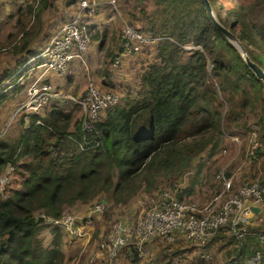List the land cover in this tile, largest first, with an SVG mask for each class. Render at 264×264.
Listing matches in <instances>:
<instances>
[{
	"label": "trees",
	"instance_id": "1",
	"mask_svg": "<svg viewBox=\"0 0 264 264\" xmlns=\"http://www.w3.org/2000/svg\"><path fill=\"white\" fill-rule=\"evenodd\" d=\"M196 1L198 11L190 10L194 0H152L155 9L149 15L138 8L151 29V18L160 15L159 29L165 34H170L167 26L172 18L187 21L192 26L190 42L199 41L201 49L195 47L183 56L175 42L158 46L156 61L139 75L136 92L131 95L122 88L125 94H121L117 104L102 111L91 130L83 129L73 110L57 101L37 114H29L25 120L21 114L14 134L0 132V171L10 163L19 177V188L9 190L7 198H0V264H62L64 255L59 240L63 229L48 226L52 239L49 246H43L40 231L45 225L36 213L58 218L65 208L75 203L89 204L98 200L100 194L107 195L113 205L126 204L140 191L151 194L162 181L172 186L190 170L194 158L211 156L224 135H234L233 127L248 129L246 122L239 120L243 113H252L254 107L258 109L253 116L260 148L255 147L249 155L262 157L264 164L261 84L209 23L200 0ZM258 3L255 0L252 5L243 6L239 2L234 9L221 12L220 4L211 0L220 22L264 69V23L255 24L251 15ZM49 4L50 0H29L24 13L18 12L14 33L0 40V51L10 47L13 53H31L30 41L39 32L42 12ZM178 5L187 8L183 14ZM202 17L207 24H200ZM88 36L96 39L95 34ZM205 51L217 88L204 81ZM112 58H106L105 69ZM105 71H101L107 77L104 84L112 86ZM10 76L7 72L6 77ZM217 91L227 96L224 110ZM5 95L0 94V102ZM83 140H91V147L79 148ZM202 166H196L194 176ZM259 182L264 187V175ZM180 192L176 197H180ZM236 241L234 258H244L254 248L249 250L248 238ZM162 249H167L166 262L179 251L169 249L168 244ZM122 252L126 253L128 264L141 262L132 249L124 248Z\"/></svg>",
	"mask_w": 264,
	"mask_h": 264
},
{
	"label": "rangeland",
	"instance_id": "2",
	"mask_svg": "<svg viewBox=\"0 0 264 264\" xmlns=\"http://www.w3.org/2000/svg\"><path fill=\"white\" fill-rule=\"evenodd\" d=\"M69 1L70 3H68ZM79 1L80 0H50L49 6L43 10L41 15V28L37 35L30 41L31 53H19L17 51L13 53L10 47L0 51V94H6L5 98L0 102V132L3 131L8 135H12L16 132L17 120L22 113L18 114V112H15V109L25 99L26 88L31 79L34 78L33 76L26 78L25 74L23 75L17 72V68L21 65L25 57L31 55L38 47L42 46L44 42L56 32L57 27L75 13ZM109 1L110 0H96V12L87 19L88 34H95L96 39L91 40L88 36L86 49H84L79 57H74L67 61V68L62 77H55L52 75L53 73H51L53 71H50L49 75H46L45 82L50 84L53 94L64 98L57 99L52 97L43 105V109L48 108L50 103L53 102L52 104H54L59 101L58 103L60 104L61 102L66 109H72L75 117L83 119L84 113L82 108L67 99L69 97H78L83 92L88 81L92 82L99 89L110 88V90H113L116 88H127L132 95L138 89L139 75L141 72L148 64L156 61L157 55L155 54H157L158 46L167 42H175L176 45L181 47L180 53L183 56H186L195 47L201 49L199 45L201 43H199V41L196 43L190 42L192 41V26L188 24L187 21H183V19L172 18L170 20L167 26L170 34H165L159 29V22L161 20L160 15L151 18V20L154 21V25L152 29L148 28L147 19L139 13L138 8L141 7L143 9L145 12L144 15L151 14L155 9L152 0H141L139 3H137V0ZM194 1L195 2L190 6V10L198 11L200 6L196 0ZM253 1L255 0H215V4H220V10L223 12L230 8L234 9L239 2L242 3L243 6H246L252 5ZM27 3H29V0L1 1L0 40H4L7 36L14 33V24L18 12L24 13V6ZM177 9L181 10L183 14L187 8H184L183 5H178ZM213 10L216 13L214 6ZM251 15L255 24L264 23V0H259L258 5L252 9ZM221 17L227 19L225 16ZM122 20L130 23L143 33L149 34V36L158 37V39L155 40L154 44H151L149 48L143 47L137 54L125 56L123 58L120 57L118 59L120 62L115 68H112V61H110L109 67L107 66V69H105L106 65H104V62L106 58L111 56L114 57L118 50L119 30ZM200 24H207L203 17ZM17 42L19 43V40ZM108 52H110L109 55ZM205 56L206 75L204 76V81L208 86H210V83L213 84L215 88V78L211 74L212 65L209 62V54L207 51H205ZM118 68L119 71L117 73H119L120 79L112 75L114 74L112 70ZM105 70H107V72ZM101 71H105L106 74H108V78L112 80V86L104 84L107 81V77L105 74H101ZM7 72L11 74L8 78L6 77ZM15 74H18V76L16 77ZM16 79L17 82H15ZM121 92L125 94V91L121 90ZM217 98L222 103L221 110H224L226 108L227 96L217 91ZM245 110H247V108ZM256 111H258V109L254 107L252 113H243V119L239 120V122L244 120L246 125H248V129L244 130V128L239 126L233 127L232 130L235 131L234 135H224L222 144L218 149H215L211 156L202 154L194 158L190 170L182 174L172 186L162 181L151 194L140 191L131 197L126 204L117 203L113 205L110 201L108 202L107 195L105 194H100L98 200L89 203L88 205L91 204V207H93L94 204L100 202V199L103 203V208L99 214H94L97 218H88L90 220L89 226L91 227L89 231H92V233L86 245L82 247V249H84L82 251V257L87 259V251L89 252L92 250V244L96 248L98 239L108 233L109 226L112 222L134 221L140 215V212L149 208L163 192H166L173 198L179 199L180 202L189 204L195 203L202 207L221 191V183L218 179L220 173L225 176V172L228 171V175L225 177L231 179V190L233 191L241 184L253 181L259 182L260 177L264 175L263 158H252L249 155V153L254 150L255 146L260 148L259 142L255 139L256 128L254 126L255 117L253 114ZM253 140L256 143L255 146L252 144ZM263 149L264 148L261 150ZM201 163L203 164L202 168L199 170V173L194 176L193 173L196 170V166ZM192 178L193 183L190 185ZM16 185H19L18 176L11 184L9 190L15 189ZM185 188L190 190L185 192ZM179 190H182V192H180L181 195L178 198L176 196ZM223 198H225V193L221 195V199ZM86 205L87 204L75 203L73 206L65 208L63 213L70 214L73 217L72 210L75 214L77 211L81 215L86 214L88 208L82 207ZM259 207V214L264 217V196ZM79 213L77 216H79ZM259 227H264V220ZM218 232H221L217 235L219 237H214ZM216 233L210 238L211 241L209 240V243L203 248H197L182 239H177L175 243L172 244L178 246L169 245L171 243L150 241L149 243L151 244L148 245L147 257L145 256L146 258H144L145 261L136 257L138 261H141L138 262V264H242L249 254L244 258H242V256L234 258L232 249L238 242L233 239V236H230L226 232L225 228H220ZM245 238L250 240L251 246H248L250 250L255 244V239L254 237ZM165 244H168L169 249L177 248L179 250L177 254L170 257L168 262L164 261L167 249L163 250L162 247L165 246ZM71 247H73L71 250L74 251L78 245L76 246L73 244ZM124 248L132 249L129 244L123 246L119 251L120 255L119 258H117L116 264H128L126 253L122 252ZM200 249L207 253V258H200ZM80 256L81 255L78 254L74 258L71 257L72 260H70L69 263L71 264L72 261H79L82 259L79 258ZM98 261L99 264H104L101 258L98 259Z\"/></svg>",
	"mask_w": 264,
	"mask_h": 264
},
{
	"label": "built area",
	"instance_id": "3",
	"mask_svg": "<svg viewBox=\"0 0 264 264\" xmlns=\"http://www.w3.org/2000/svg\"><path fill=\"white\" fill-rule=\"evenodd\" d=\"M95 6L96 0H80L75 13L59 25L56 32L42 46L24 58L17 70L18 73L25 74L26 78L34 77L26 88L25 99L15 109V112L22 113L24 120L29 114L41 112L43 105L52 97L64 98L53 94L50 84L45 82L46 74L53 71L56 76L62 77L67 68V61L79 57L86 49L89 35L87 19L96 12ZM157 39L158 37L149 36L122 20L118 50L111 62L112 68L118 66L120 57L137 54L143 47L149 48ZM67 100L82 108L84 113L81 119L82 128L91 130L92 124L99 119L101 112L119 102L120 94L115 90L99 89L88 81L78 97H69ZM90 142L91 140H83V144L78 146L81 149L89 148ZM252 144L256 145L254 140ZM16 178L13 165L7 163L0 171L1 199L7 198L9 188ZM218 179L221 191L202 207L195 203L180 202L179 199L163 192L149 208L142 210L134 221L112 222L108 233L98 239L96 246V250L103 254L104 264H116L120 249L128 244L131 245L135 256L142 260L147 256L150 241L172 244L177 239H182L190 245L203 248L220 228H225L235 240L254 237V248L242 264H264V227H259L264 220L259 214L264 187L260 182L253 181L241 184L233 191L229 177L220 173ZM15 188H19V185ZM223 193L225 198L221 199ZM252 206L258 207V211L253 212ZM102 208L103 203L97 202L92 209L101 212ZM36 218L47 226L61 227L72 237L83 235L80 225L70 214L51 218L36 213ZM199 251L201 259L208 257L205 251L201 249Z\"/></svg>",
	"mask_w": 264,
	"mask_h": 264
},
{
	"label": "crops",
	"instance_id": "4",
	"mask_svg": "<svg viewBox=\"0 0 264 264\" xmlns=\"http://www.w3.org/2000/svg\"><path fill=\"white\" fill-rule=\"evenodd\" d=\"M126 56H129V55H126ZM123 57H125V56H122V58ZM108 67H109V65H108ZM18 68H17V70H18ZM112 71L114 73V74H112L113 77H115L117 79H120L119 73H117L119 71V68L116 69V70H112ZM46 75H49V72H47ZM52 75L57 77L54 73ZM109 80L112 82L111 79H109ZM15 82H17V79L15 80ZM106 90H110V88H107ZM113 90L119 92L120 97H121V94H122L121 90L122 89L116 88V89H113ZM2 132L3 131H1V134H2ZM99 201L101 202V200H99ZM82 207L88 208V211H87L86 214L81 215L78 211L75 214L73 210L71 212L73 213V215H74V217L76 219L75 222L78 225H80V227H81V229L83 231V235L78 236V237H72L69 233L65 232L64 230H63L64 232L63 231L61 232V236H60V240H59V246H60L61 252L64 255V259H63L62 264H70L69 262H70V260H72L71 257L74 258L78 254L81 255L79 258H82V259H80L79 261H72L71 264H86V262H87V264H99L98 259H100V258L104 262L103 254H101V252L97 251L93 244H92V247H91L92 250L89 251V252L87 251V255H88V256L86 255L87 259L82 257V255H83L82 251L84 250V249H82V247L84 245H86V243L88 242V240L90 238V235L92 233V231H89V229L91 227L89 226L90 220L88 218L89 217L97 218V216H95L94 214H99V212H96V211H94L92 209L93 207H91V204L90 205L87 204L86 206H82ZM78 213H79V216H77ZM40 238L42 240L43 246H45V247L49 246V244L51 242V239H52V233H51V229L48 226L45 225L42 228V230L40 231ZM73 244L76 245V246L78 245V247L74 251L71 250V249H73V247H71V245H73ZM77 249H79V250H77Z\"/></svg>",
	"mask_w": 264,
	"mask_h": 264
},
{
	"label": "water",
	"instance_id": "5",
	"mask_svg": "<svg viewBox=\"0 0 264 264\" xmlns=\"http://www.w3.org/2000/svg\"><path fill=\"white\" fill-rule=\"evenodd\" d=\"M202 7L205 11L206 17L209 23L215 28L223 37L225 42L238 54L239 58L253 75V77L261 84L262 93L264 95V69L251 58L242 42L235 37L231 30L225 27L218 19L216 13L213 10V6L210 0H200ZM253 212L258 211V207H251Z\"/></svg>",
	"mask_w": 264,
	"mask_h": 264
},
{
	"label": "clouds",
	"instance_id": "6",
	"mask_svg": "<svg viewBox=\"0 0 264 264\" xmlns=\"http://www.w3.org/2000/svg\"><path fill=\"white\" fill-rule=\"evenodd\" d=\"M17 108V107H16ZM64 214V213H63Z\"/></svg>",
	"mask_w": 264,
	"mask_h": 264
}]
</instances>
